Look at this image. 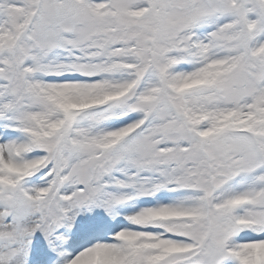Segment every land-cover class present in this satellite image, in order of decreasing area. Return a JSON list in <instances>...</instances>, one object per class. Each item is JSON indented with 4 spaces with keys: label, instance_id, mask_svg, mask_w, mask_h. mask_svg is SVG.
<instances>
[{
    "label": "snow or ice",
    "instance_id": "1",
    "mask_svg": "<svg viewBox=\"0 0 264 264\" xmlns=\"http://www.w3.org/2000/svg\"><path fill=\"white\" fill-rule=\"evenodd\" d=\"M0 264H264V0H0Z\"/></svg>",
    "mask_w": 264,
    "mask_h": 264
}]
</instances>
